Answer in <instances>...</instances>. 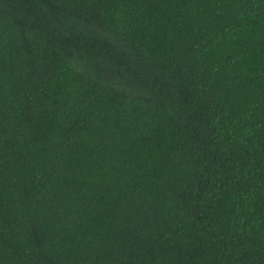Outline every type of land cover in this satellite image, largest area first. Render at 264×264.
I'll return each instance as SVG.
<instances>
[{"label": "trees", "instance_id": "obj_1", "mask_svg": "<svg viewBox=\"0 0 264 264\" xmlns=\"http://www.w3.org/2000/svg\"><path fill=\"white\" fill-rule=\"evenodd\" d=\"M0 264H264V0H0Z\"/></svg>", "mask_w": 264, "mask_h": 264}]
</instances>
